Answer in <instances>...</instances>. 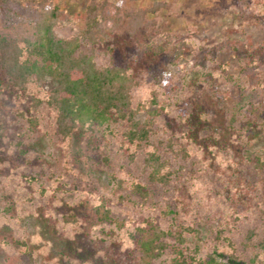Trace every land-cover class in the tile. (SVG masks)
<instances>
[{
  "label": "trees",
  "instance_id": "trees-1",
  "mask_svg": "<svg viewBox=\"0 0 264 264\" xmlns=\"http://www.w3.org/2000/svg\"><path fill=\"white\" fill-rule=\"evenodd\" d=\"M138 1L91 0L84 14L67 17L56 0H31L29 4L0 0V93L14 95L16 105L8 111L17 117L15 127L20 128L16 134L11 131L15 134L10 136L11 147L18 156L29 158L35 132L43 128L39 115L46 114L57 141L66 142L76 132L82 136L92 133L88 145L101 141L102 151L110 150L101 161L113 171V180L127 181L125 192L117 197L81 175L62 182L51 171V177L68 186L79 200L70 212L61 214L60 225L77 226L86 242L101 246L103 253L95 256L96 261L264 264V202L242 199L228 170L214 169V163L223 164L221 154L226 146L208 145L207 155L192 138L182 143L178 132L164 128L160 113H151L144 122L135 119L144 108L143 97L151 94L152 102H166L160 105L162 111L169 112L173 102L178 126L191 130L188 104L184 111L180 98L168 95V89L176 88L170 79L163 76L158 81L157 77L155 82L147 74L133 76L129 67L115 63L114 47H102L106 43L102 32L134 35L149 25V13L161 9L160 3L137 7ZM17 18L22 24L11 23ZM18 27L31 37L23 39ZM182 44L169 46L172 57L180 56ZM46 78L57 85L47 92L42 89ZM25 102L24 108L19 106ZM204 132L210 141L219 139L208 125ZM244 145L249 148L248 143ZM194 155L202 167L187 173L184 162ZM246 159L253 162L250 176L259 178L264 162L248 150ZM37 181L31 178L30 182ZM80 182L88 186L80 188ZM9 189L14 195L20 191ZM61 190L52 188L49 199H58ZM24 192L7 202L5 214L16 202L22 209L29 208L32 197L23 196ZM214 218L219 220L217 225L210 221ZM204 228L210 230V240L203 237ZM16 242L27 246L25 241Z\"/></svg>",
  "mask_w": 264,
  "mask_h": 264
},
{
  "label": "rangeland",
  "instance_id": "rangeland-1",
  "mask_svg": "<svg viewBox=\"0 0 264 264\" xmlns=\"http://www.w3.org/2000/svg\"><path fill=\"white\" fill-rule=\"evenodd\" d=\"M23 1L29 4L31 0ZM90 1L56 0L67 17L84 14ZM154 3H160L161 9L147 15L146 28L134 35L110 36L102 32L106 40L102 47H114L115 63L129 67L133 76L147 74L155 82L157 77L158 81L163 76L170 79L176 88L168 89V95L180 98V104H185L184 111L188 104L186 117L191 130H181L178 126L173 102L171 113L162 111L160 105L166 102L159 99L152 102L151 94L143 97L144 108L135 119L144 122L151 113L158 112L164 128L178 132L182 143L192 138L207 155L208 145L226 146L221 154L223 164L214 163V169L228 170L242 199L245 196L254 200L261 198L264 202V166L259 178L254 174L250 176L253 162L246 159L248 150L264 162V0H140L135 6L151 7ZM13 20L18 21L14 24L21 23L19 18L10 20L11 23ZM18 29L23 39L31 37L25 28ZM173 44H182L177 58L169 52ZM208 75H211L209 79ZM56 86L51 78H46L42 89L47 92ZM26 104L19 106L24 108ZM15 105L14 95L6 91L0 93V264H111L110 260H95V256H101L103 248L95 247L92 241L86 242L81 229L75 225L73 228L60 225L61 214L70 212V206L79 202L77 195L61 181L70 182L78 174L113 197L125 192L127 181L113 180V171L101 161L110 150L102 151L101 141L88 145L92 133L82 136L76 132L66 142L57 141L44 114L39 115L43 128L35 132L29 158L20 157L10 144V136L20 129L15 127L17 117L8 111ZM206 125L216 131L219 139L210 141L209 136L205 137ZM239 134L249 148L240 142ZM109 162L112 166L114 157ZM200 163L196 155L186 160L187 173L201 168ZM51 171L55 177L61 176L60 182L51 177ZM31 178L38 181L30 182ZM79 184L80 188L87 185ZM9 186L18 187L20 191L14 195ZM56 187L63 192L57 193L58 199H49L52 188ZM40 189L47 193H38ZM23 191V196L32 197L29 208L22 209L16 202L10 213L5 214L7 202L15 196L18 199ZM210 221L215 225L219 223L215 218ZM204 233L203 237L209 239L210 230L204 228ZM18 239L27 246L16 242Z\"/></svg>",
  "mask_w": 264,
  "mask_h": 264
}]
</instances>
